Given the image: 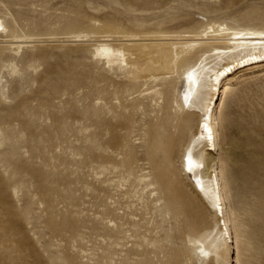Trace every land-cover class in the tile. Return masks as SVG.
I'll use <instances>...</instances> for the list:
<instances>
[{
    "label": "rangeland",
    "instance_id": "obj_1",
    "mask_svg": "<svg viewBox=\"0 0 264 264\" xmlns=\"http://www.w3.org/2000/svg\"><path fill=\"white\" fill-rule=\"evenodd\" d=\"M211 24L263 30L264 0H0V264H264V66L232 76L215 112L233 243L217 256L183 234L217 228L177 173L191 140L205 148L199 115L179 131L176 120ZM130 35L146 45L126 49ZM165 117L179 215L146 154Z\"/></svg>",
    "mask_w": 264,
    "mask_h": 264
},
{
    "label": "bare ground",
    "instance_id": "obj_2",
    "mask_svg": "<svg viewBox=\"0 0 264 264\" xmlns=\"http://www.w3.org/2000/svg\"><path fill=\"white\" fill-rule=\"evenodd\" d=\"M201 35L193 43L206 44L210 48L206 50L207 47L200 54L198 61L188 65L183 72L185 90L179 96L178 106L184 109L185 104H188L189 109L185 111V115L177 117L176 129L181 130L190 118L199 115L196 124L197 138L205 148L203 151L196 152V145L191 140L180 157L181 169L177 173L179 179H182L181 175L189 177L195 190L198 191L200 188L206 195L213 207L217 228L213 235L214 229H211L203 235L202 239L189 238L186 232L182 233L187 237V242L193 249L206 254L215 250L217 256H220L222 246L232 244L233 238L230 232L231 218L226 212V200L222 191L221 171L213 156L217 150L218 135V121L215 112L232 76L264 66V29L232 30L223 25L211 24L201 31ZM177 39L168 38L166 40L175 44ZM145 45L146 42L143 39L131 35L123 42V47L126 49H141ZM206 87L208 90L204 96H199ZM162 92L167 95L168 88ZM147 131L146 154L155 181L165 191L163 193L165 196L162 197L163 205L168 209H173L179 215L181 214V186L173 183L172 175L175 173L171 167L174 146L179 138L171 131L167 117L162 118ZM178 183H180L179 180ZM181 225L183 226V222ZM217 234L222 235V242L218 241ZM187 259L191 263L189 248Z\"/></svg>",
    "mask_w": 264,
    "mask_h": 264
}]
</instances>
